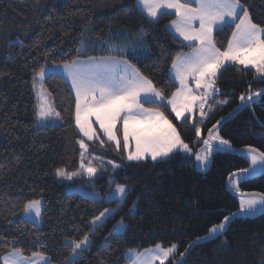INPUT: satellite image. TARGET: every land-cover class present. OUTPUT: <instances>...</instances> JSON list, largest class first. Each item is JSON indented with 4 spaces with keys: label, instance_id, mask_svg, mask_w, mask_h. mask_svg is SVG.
Wrapping results in <instances>:
<instances>
[{
    "label": "trees",
    "instance_id": "16d2710c",
    "mask_svg": "<svg viewBox=\"0 0 264 264\" xmlns=\"http://www.w3.org/2000/svg\"><path fill=\"white\" fill-rule=\"evenodd\" d=\"M241 3L255 22L264 25V0ZM174 19L166 14L152 21L140 12L136 0H0V257L14 243L26 256L38 251L50 257L51 264H67L72 255L67 240H79L88 233L91 244L74 264H130V250L141 252L157 243L177 244L178 252L171 260L181 261L179 252L204 237L224 216L239 211L238 197L227 190L226 182L250 162L243 152L228 151L248 146L264 151V96L218 127L231 149L214 151L205 175L191 154L129 161L125 151H118L105 137L103 145L84 138L98 157L93 163L101 171L90 179L81 177L76 184L100 199L70 193L56 177L57 169L79 170L77 141L82 138L73 118L74 94L58 74H50L45 86L61 114V124L36 128L33 70L63 64L78 49L97 56L118 49L126 53L143 49L131 62L170 96L179 86L170 76L172 60L191 50L169 32ZM232 30L225 27L214 33L218 47L227 45ZM216 87L220 94L211 101L213 110L203 122L199 113L184 122L174 119L170 107L160 109L193 152H203L202 143H195L193 123L201 126L202 137L207 138L208 128L243 105L241 94L264 90V80L254 70L231 64L218 74ZM225 99L229 103H216ZM109 161L121 167L114 169ZM116 183L129 188L119 202L109 200ZM240 190L264 192V174L249 177ZM29 199L44 202L41 225L23 218L22 208ZM104 208L116 212L102 226L90 228L89 222ZM121 220L126 224L123 235L114 231ZM184 264H264V214L238 216L220 238L195 244Z\"/></svg>",
    "mask_w": 264,
    "mask_h": 264
},
{
    "label": "snow or ice",
    "instance_id": "6c2138e0",
    "mask_svg": "<svg viewBox=\"0 0 264 264\" xmlns=\"http://www.w3.org/2000/svg\"><path fill=\"white\" fill-rule=\"evenodd\" d=\"M138 4L153 19L168 14L167 10H172L176 16L172 27L191 49L186 53H178L172 60L171 74L179 86L168 96L131 62L143 54V49L134 48L128 53L118 49L114 54L109 51L98 56L82 54L78 49L76 56L65 60L62 67L71 81V90L74 92L73 118L82 136L77 141L80 148L79 170L69 174L64 169H57L56 175L59 177L71 180L81 173L92 177L101 171L93 163L98 157L90 152L84 138L89 142L99 141L103 145L105 140L102 137H105L108 142L114 143L118 151H125L129 161L166 160L183 152L194 155L200 167L205 168L214 151L231 149L230 141L219 135L217 125L221 121L218 120L207 129V138L202 137L201 126L193 123L197 138L195 143L203 145L201 155L199 150L193 152V147L185 142L173 120L160 110L161 107H170L176 121L188 122L189 115L186 114L199 112L203 122L213 110L211 101L220 94L216 80L226 65L238 64L243 69L254 70L258 78L264 80V25L253 20L241 0H138ZM225 27L233 30L227 45L221 48L217 46L213 33L223 31ZM18 42L23 45V40L18 38ZM45 76L44 65L33 70V88L39 85L35 105L37 119H62L54 107L51 94L43 88ZM262 96L264 90L253 93L249 89L247 95H240V101L247 106L258 102ZM216 103L227 104L229 101L225 99ZM154 104L158 107L145 106ZM90 155L92 158L88 159ZM244 155L250 160V166L238 169L228 177V186L239 196V212L224 216L220 223L211 226L207 234L198 239L211 240L223 235L236 215L248 216L264 211V192L244 193L240 190L241 183L249 177L258 172L264 174V151L248 146ZM109 163L114 169L121 167L113 161ZM128 192L126 184L116 183L109 195L119 202ZM41 209V199H29L24 203L22 212L29 218L34 214L38 220L42 215ZM115 212L116 209L104 208L89 222L90 228L102 226ZM123 227L121 220L114 231H121ZM90 244L88 233L79 240H67L66 247L72 250L67 264H74L75 259ZM193 244L179 252V256L184 257ZM130 252L135 253V250ZM177 252V244L164 247L157 243L154 249L136 253L133 264H153L154 261H159V264H165V261L182 264V261L171 260ZM3 264H51V259L38 251L26 256L23 249L13 243L12 250L3 257Z\"/></svg>",
    "mask_w": 264,
    "mask_h": 264
},
{
    "label": "rangeland",
    "instance_id": "374dc122",
    "mask_svg": "<svg viewBox=\"0 0 264 264\" xmlns=\"http://www.w3.org/2000/svg\"><path fill=\"white\" fill-rule=\"evenodd\" d=\"M45 68H46V76H45V79H44V82H43V88L47 91V89H46V86H45V81H46V79H47V77L50 75V74H58V75H60L59 73H61V74H66L65 72H64V70H63V67H62V64H60V65H55V66H45ZM61 76V75H60ZM258 77V76H257ZM66 78L68 79V77L66 76ZM65 79V78H64ZM259 79V78H258ZM66 80V79H65ZM69 80V79H68ZM39 90V85L37 86V88H33V91H34V95H35V97H36V104H37V95H36V92ZM48 92V91H47ZM38 120V119H37ZM55 124H61V119H55V118H52L50 121H38L37 122V126H36V128H41V127H46V126H50V125H55ZM126 153V152H125ZM244 153L245 152H243L242 153V155L246 158V159H248L247 157H246V155H244ZM201 155H203V152H201ZM126 156H127V153H126ZM150 160V159H149ZM160 161V160H159ZM248 161L250 162V160L248 159ZM198 167H199V170H204V169H206V167L205 168H201L200 167V165H199V162H198ZM70 174V173H69ZM83 176H86L87 178H92V177H90V176H88L86 173H81V175H79V176H74L71 180H68V179H64L63 177H59V176H57L56 175V177H57V179L62 183V184H64L66 187H67V189H68V191L70 192V193H74V192H76V193H80V194H83V195H87V196H90V197H93V198H96V199H100V196L99 195H97V194H94V193H92L91 191H87V190H85V188H84V186H82V185H77L76 184V181L78 180V179H80L81 177H83ZM109 200H113L112 199V197L111 196H109ZM238 200H239V196H238ZM43 206H44V202H43V200H42V209H41V212H43ZM257 212H262V211H257ZM23 215V218L25 219V220H28V221H31V222H34V223H36V224H38V225H41V223H42V215H41V218L40 219H35L34 218V214H33V217L32 218H29V217H26L24 214H22ZM125 227H126V224L124 223V227H123V229L121 230V231H115V233H117V234H120V235H123V233H124V231H125ZM117 228V227H116ZM155 247H152V248H149V249H154ZM145 252V250L144 251H141V252H138V251H135V253H132V252H130L129 253V258H130V261H131V263L130 264H133V261H134V259H135V254L136 253H144ZM81 255V254H80ZM6 255H3L2 257H0V260L2 261V263H3V257H5ZM78 258V257H77ZM76 258V259H77ZM171 259H172V257H171ZM153 264H159V261H154L153 262ZM165 264H169V261H165Z\"/></svg>",
    "mask_w": 264,
    "mask_h": 264
},
{
    "label": "water",
    "instance_id": "95a60500",
    "mask_svg": "<svg viewBox=\"0 0 264 264\" xmlns=\"http://www.w3.org/2000/svg\"><path fill=\"white\" fill-rule=\"evenodd\" d=\"M249 104H250V103H249ZM249 104H248L247 106L242 105L238 110H236L235 112H233L232 114H230L227 118H225V119L220 123V125H217V128L220 127L221 125H223L225 122H227L231 117L236 116V115L240 114L241 112H243V111L249 106ZM246 149H247V148L238 149V150H233V151H228V150H226V151H228L229 153H242V152H245ZM210 156H211V155H210ZM210 156H209V160H210ZM209 169H210V167H209L208 169L203 170V171H200V172H201L202 174L205 175V174H207V172L209 171ZM259 175H263V174L258 172V173L255 174L253 177H257V176H259ZM228 184H229V182H228V180H227V182H226V188H227V190H228L231 194H233V195H235V196L238 197V194H237L234 190H232V189L228 186ZM244 193H257V192H244ZM238 212H239V211H238ZM238 212H237V213H238ZM263 214H264V211H262V212H256L255 214L250 215V216H259V215H263ZM238 216H241V215H236L235 217L232 218L230 224H229V225L227 226V228H226V231H227L228 228L231 226V224L233 223L234 219L237 218ZM226 231H225V232H226ZM225 232H224V233H225ZM224 233H223V234H224ZM221 236H222V235L218 236L217 238H214V239H211V240H206V241H213V240H216V239L220 238ZM200 241H205V240H200V239H198V240L194 241V242H196V243H194V244L192 243L193 246H194L195 244H197L198 242H200ZM193 246L188 250V252L185 254V256L183 257V259L181 260V261H182V264H184V263L186 262V260H187V258H188V256H189L190 250L193 248Z\"/></svg>",
    "mask_w": 264,
    "mask_h": 264
},
{
    "label": "crops",
    "instance_id": "0c3cea01",
    "mask_svg": "<svg viewBox=\"0 0 264 264\" xmlns=\"http://www.w3.org/2000/svg\"><path fill=\"white\" fill-rule=\"evenodd\" d=\"M136 2H137V7H138V9L140 10V12L143 14V15H145L148 19H150V20H152V21H156V20H158L161 16L160 15H158V17L156 18V19H153V18H151V17H149L148 15H147V13H146V11H144V10H142V8L139 6V4H138V0H136ZM167 12H168V15H173V16H175L174 14H173V12H172V10H167ZM177 18H176V16H175V19L174 20H176ZM168 30H169V32L177 39V40H179L180 42H182L183 44H185V45H187V43L188 42H186V41H183L182 40V38L181 37H179V35L175 32V29L172 27V22L168 25ZM215 33V32H214ZM214 33H213V35H214ZM191 51V50H190ZM187 52H189V51H187ZM183 53H186V52H183ZM228 65H231V64H228ZM228 65H226V66H228ZM225 66V67H226ZM224 67V68H225ZM223 68V69H224ZM172 69H171V72H170V76H171V78H172V80L174 81V78H173V76H172ZM60 75H61V77L65 80V82L69 85V87L71 88V81L70 80H68L67 78H66V76H67V74H61V73H59ZM177 83V82H176ZM178 84V83H177ZM193 87H194V84L192 85ZM73 92V91H72ZM73 94H74V92H73ZM197 113H199V112H195V113H193V114H186V115H189V117H195L196 116V114ZM182 121V120H181ZM118 127H119V125H118ZM86 139V138H85ZM87 140V139H86ZM113 143V142H112ZM114 144V143H113Z\"/></svg>",
    "mask_w": 264,
    "mask_h": 264
}]
</instances>
